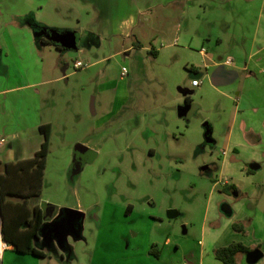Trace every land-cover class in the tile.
I'll list each match as a JSON object with an SVG mask.
<instances>
[{
    "label": "rangeland",
    "instance_id": "rangeland-1",
    "mask_svg": "<svg viewBox=\"0 0 264 264\" xmlns=\"http://www.w3.org/2000/svg\"><path fill=\"white\" fill-rule=\"evenodd\" d=\"M106 1L30 0L39 12L22 21L33 19L49 29L80 36L73 50L41 47L45 66L55 62L54 75L60 79L52 85L53 95L43 100V113L53 123L43 188L38 198L27 203L38 204L44 213L47 205H54L60 217L52 222V240L43 235L52 234V228L44 226L42 237L34 241L46 257L4 250L0 264H190L209 194L223 190L227 199L234 197L221 183L217 188L213 184L223 181L222 151L236 110L231 88L238 85L214 86L203 73L205 61L198 56V47L184 42L192 31L221 34L225 15L232 11L233 19L241 18L248 2L204 4L216 20L206 27L202 23L208 15L195 18V10H202L196 1L180 20L182 32L175 39L176 27H163V31L156 15L150 14L141 18H147L148 25L140 23L125 36L112 21L114 15L103 8ZM99 3L105 9L102 14ZM27 6L24 0L19 4L21 9ZM93 35L99 45L88 47ZM136 39L141 46L132 48ZM204 46L208 48L206 41ZM124 49L129 52L122 53ZM76 61L82 63L80 69L73 67ZM123 67L128 75L122 77ZM192 67L201 70L199 88L190 85ZM182 96L193 105L187 119L178 116ZM205 122L211 125L213 143L204 140ZM77 144L92 151L91 161L71 179ZM263 147L260 142L254 148L262 151ZM235 162L246 173L244 158ZM230 178L245 190L241 200L257 214L252 226L244 225L245 238L264 255V161L249 176L236 173ZM172 209L178 215L170 219L167 211ZM60 228L66 230L64 249L56 238ZM257 264H264V257Z\"/></svg>",
    "mask_w": 264,
    "mask_h": 264
},
{
    "label": "crops",
    "instance_id": "crops-1",
    "mask_svg": "<svg viewBox=\"0 0 264 264\" xmlns=\"http://www.w3.org/2000/svg\"><path fill=\"white\" fill-rule=\"evenodd\" d=\"M21 1L0 0V153H2L0 172L4 163L26 160L34 156L43 142V136L39 132L41 125H50L51 134L53 123L43 113V100L53 95L52 85L60 79L54 75L55 62L45 66L42 48L56 49L51 42L41 40L44 33L42 34L40 27L49 28L33 19L22 21L29 15H37L39 8L31 4L30 0H24L28 6L21 9L19 7ZM196 1L198 0H108L104 2L103 8L106 7V12L114 15L112 21L117 23L118 31L125 36L136 31L140 23L148 25L146 23L148 19L141 18L145 14H150L156 15L155 20L159 21V27L163 31V27L170 26L171 29L176 27L175 39H179L182 32L180 20L185 19L186 10L189 6H194ZM222 1L228 0H199L202 10H195V18L203 16L202 13L209 14L204 4L212 6L213 3ZM244 1L248 4L240 12L243 16L233 19L230 16L232 11L227 13L221 21V34L213 36L209 30L203 34L192 31L187 33V39L184 42L187 47L194 43L198 47L197 54L205 61L203 73L207 77L210 76V80L213 71L222 65L225 70L234 73L231 78H228L231 80L222 86L238 85L231 88L235 95L236 110L228 128L225 150L222 151L220 174L223 181L213 184L217 188L221 183L229 192L231 189L228 186L234 185L229 181L233 174L250 175L242 172V166L235 162L237 158H244L247 167L250 163L261 165L264 161V147L262 151L254 148L260 142L264 143V0ZM98 5L99 13L105 12V9L102 11L101 4ZM253 9H256L254 13ZM3 13L6 16H3ZM211 14L214 13L211 12ZM209 15L208 20L202 23L206 24V27L216 23V20ZM250 18H252L251 24L248 25L246 21ZM34 25H37L36 30L33 29ZM193 30L196 31V29ZM196 37H199V41ZM92 39L93 41L87 43L88 47L98 46V37L93 35ZM205 41L208 48L204 46ZM131 45L132 48L141 46V40L136 39V42ZM125 51L129 52V49L122 50V53L125 54ZM150 54L154 59L157 51L153 49ZM225 60H230V64L223 65ZM200 71V68H191L189 72L191 81L197 78L192 73H201ZM126 74L128 75L127 69ZM121 75L123 77L122 72ZM182 97L184 100L189 99ZM5 144L7 148L3 149ZM234 188L237 194L233 199H227L223 190L218 193L213 190L209 194L200 230V240L197 250L190 253V264H223L215 259L213 251L233 242L242 243L250 250L258 248L254 241H250L248 237L245 238L247 235L244 231V225L250 223L252 226L257 214L248 207L247 203H244L245 199L241 200L245 190L239 189L236 185ZM246 191L248 192L247 189ZM224 204L229 206V214L222 211ZM27 205L29 208L37 207L42 211L38 204L27 203ZM53 220L43 222L39 233L46 229L43 230L44 226L49 227ZM235 223L243 226L242 232L233 229L232 225ZM6 250L15 252L12 246ZM41 252L46 257L45 252ZM237 257L239 260L237 258L236 264H243V257L245 262L244 254Z\"/></svg>",
    "mask_w": 264,
    "mask_h": 264
},
{
    "label": "trees",
    "instance_id": "trees-1",
    "mask_svg": "<svg viewBox=\"0 0 264 264\" xmlns=\"http://www.w3.org/2000/svg\"><path fill=\"white\" fill-rule=\"evenodd\" d=\"M37 25H34L36 30ZM54 45V44H53ZM56 49L59 47L54 45ZM189 101V99H185ZM39 132L43 136L40 149L32 158L4 163L0 172V235L18 254L44 258L45 255L34 247V239L43 222V212L37 207L29 208L30 198H38L43 187L46 157L49 149L50 125H41ZM253 171L246 169L247 174ZM234 189V185H229ZM237 232L243 226L233 224ZM250 249L242 243L233 242L227 246L214 249L213 256L223 264H236L237 256Z\"/></svg>",
    "mask_w": 264,
    "mask_h": 264
},
{
    "label": "water",
    "instance_id": "water-1",
    "mask_svg": "<svg viewBox=\"0 0 264 264\" xmlns=\"http://www.w3.org/2000/svg\"><path fill=\"white\" fill-rule=\"evenodd\" d=\"M40 31L42 33L48 31L51 37L50 42L54 45H58L60 49H65V50L76 49L78 41L80 39V36L77 32H72V31L61 32L55 29H46L43 27L42 28L40 27ZM233 74H234L233 71L225 70L224 66L219 65L211 74V82L214 86L225 85L231 80L228 78L229 77L231 78ZM192 75L196 76L197 78L201 77V73H192ZM192 111H193V105L190 102H184L181 106L178 107V116L180 118L187 119ZM203 127H204L205 142L213 143L214 141L211 136L212 135L211 125L208 122H205L203 124ZM91 153L92 151L88 149L86 146L82 144L75 145L73 159H72L71 173H70L71 179L82 171L85 165V161H83L82 158L84 156L91 157ZM259 167L260 165L258 163H250L248 165V169L251 171H255L259 169ZM203 169L205 170L207 169V167H203ZM55 210L56 207L54 205H48L45 217L51 218ZM222 211L226 214H229L230 213L229 206L227 204L222 205ZM177 215L178 212L176 210L172 209L167 211V217L170 219L176 217ZM244 255H245V262L247 264H257L263 258V252L259 248L249 250Z\"/></svg>",
    "mask_w": 264,
    "mask_h": 264
},
{
    "label": "flooded vegetation",
    "instance_id": "flooded-vegetation-1",
    "mask_svg": "<svg viewBox=\"0 0 264 264\" xmlns=\"http://www.w3.org/2000/svg\"><path fill=\"white\" fill-rule=\"evenodd\" d=\"M43 33H44V34H43ZM43 33H42L43 35H42V37H41V40H42L43 42H47V43L49 42V43H50V39H51V37H50L48 31L43 32ZM79 40H80V39H79ZM57 46H58V45H57ZM58 47H59V46H58ZM57 49H58V48H57ZM58 50H60V47H59ZM184 102H189V101L184 100ZM82 160L85 161V164L88 163L89 161H91V159L89 158V156H84V157L82 158ZM230 194H232V195L236 194L235 190L231 189ZM47 206H48V205H47ZM46 208H47V207H46ZM44 211H47V209L44 210ZM42 212H43V211H42ZM45 214H46V212H45V213L43 212V218H42V219H43V222H45V221H51L52 219H56V218L59 219V217H60V214L58 213L57 209L53 212L51 218H49V217H45ZM58 214H59V216H58ZM78 214H79V213H78ZM53 221H54V220H53ZM43 222H42V223H43ZM40 227H41V226H40ZM49 227L52 228V230H53L52 234H50V233H48V232H45V234H43V235H45V236H44L45 238H46V235H47V238H51V240H52V239H53L52 236L55 235V229L53 228V223H52V224H49ZM39 229H40V228H39ZM63 230L66 231L64 228H62V229L60 228L59 232L57 233V237H56V238L58 239L59 245H60L61 247H63V249H64L65 243H64V240H63V235H64V234H62ZM39 234L41 235L40 237H42V232H41V233L38 232L37 237L34 239L35 242H38V240H40ZM35 248H36V247H35ZM55 249H56V248H55ZM65 250L69 251V249H65ZM56 253H57V250H54L53 255H56ZM61 259H62V256H61Z\"/></svg>",
    "mask_w": 264,
    "mask_h": 264
},
{
    "label": "built area",
    "instance_id": "built-area-1",
    "mask_svg": "<svg viewBox=\"0 0 264 264\" xmlns=\"http://www.w3.org/2000/svg\"><path fill=\"white\" fill-rule=\"evenodd\" d=\"M222 64H223V65H229V64H230V60H225V61H223ZM73 67H74L75 69H80V68L82 67V63H81L80 61H76V62L73 64ZM125 73H126V68L123 67V68H122V74L125 75ZM200 83H201V81L199 80V78L193 79V80L191 81V85H192V87H198V86L200 85ZM8 248H9V246L7 245V243H6L5 241H3V239H2V237H1V235H0V254H1L4 250H6V249H8Z\"/></svg>",
    "mask_w": 264,
    "mask_h": 264
}]
</instances>
